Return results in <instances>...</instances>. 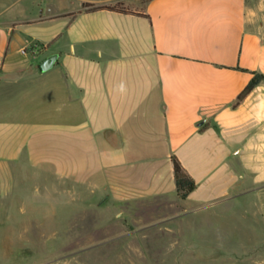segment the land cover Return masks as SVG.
<instances>
[{
    "label": "crops",
    "instance_id": "0c3cea01",
    "mask_svg": "<svg viewBox=\"0 0 264 264\" xmlns=\"http://www.w3.org/2000/svg\"><path fill=\"white\" fill-rule=\"evenodd\" d=\"M254 74L264 0H0V223L82 182L198 227L248 196L243 218L263 225L264 81L239 98ZM172 156L196 183L184 200Z\"/></svg>",
    "mask_w": 264,
    "mask_h": 264
},
{
    "label": "rangeland",
    "instance_id": "374dc122",
    "mask_svg": "<svg viewBox=\"0 0 264 264\" xmlns=\"http://www.w3.org/2000/svg\"><path fill=\"white\" fill-rule=\"evenodd\" d=\"M89 186L64 183L62 206L13 207L14 221L0 223V264H257L264 258L255 227L243 218L248 196L198 216L205 238L198 222L175 220L179 207L167 200L124 206ZM255 230L264 237V224Z\"/></svg>",
    "mask_w": 264,
    "mask_h": 264
},
{
    "label": "trees",
    "instance_id": "16d2710c",
    "mask_svg": "<svg viewBox=\"0 0 264 264\" xmlns=\"http://www.w3.org/2000/svg\"><path fill=\"white\" fill-rule=\"evenodd\" d=\"M84 7H86L87 11H95L101 9L118 11L122 13H128L129 11L123 4H118L114 6H103V7H95L86 4L84 5ZM261 81H264V77L259 74H254L253 78L246 86L244 91L240 94L239 98H242L247 92H249L256 84L260 83ZM171 161L174 169L176 193L180 200H184L196 188V183L194 179L182 167L180 161L176 156H172Z\"/></svg>",
    "mask_w": 264,
    "mask_h": 264
},
{
    "label": "water",
    "instance_id": "95a60500",
    "mask_svg": "<svg viewBox=\"0 0 264 264\" xmlns=\"http://www.w3.org/2000/svg\"><path fill=\"white\" fill-rule=\"evenodd\" d=\"M54 59H55V58L52 57L51 59L47 60V61H46L41 67H42L43 69L48 68L49 66H51L52 61H53Z\"/></svg>",
    "mask_w": 264,
    "mask_h": 264
}]
</instances>
